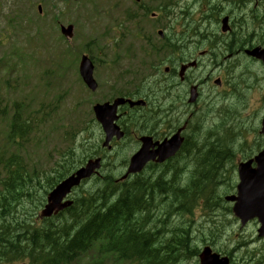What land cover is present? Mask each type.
<instances>
[{"label": "rangeland", "instance_id": "rangeland-1", "mask_svg": "<svg viewBox=\"0 0 264 264\" xmlns=\"http://www.w3.org/2000/svg\"><path fill=\"white\" fill-rule=\"evenodd\" d=\"M142 1L151 10H148L147 17H138L135 21L129 18L137 9L134 0L122 9L118 4L117 14L113 10L116 0H0V157L5 159L16 154L25 166L31 195L22 199L17 215L26 221L28 229H38L45 223V219L40 218V212L47 203L49 180L62 172L61 167L66 161L74 162L76 170L94 157H105L106 152L102 153L100 148L104 136L95 119L93 107L124 93L134 96L138 88L148 86L149 90L152 83L157 84L163 68L155 69L160 66L164 55L160 50L156 54L152 49H159L163 44L158 36L159 31L166 33L165 30L169 28L167 33H175L179 39L186 36L191 15L186 13L177 17V7L176 14L167 18L163 10L167 0ZM175 3L186 11L190 10L192 4L188 0H175ZM38 6H42V13H39ZM109 10H113L114 16L117 15L113 23L105 20ZM156 11H161L162 16L152 20L150 16ZM214 15L208 27L204 29L202 25L204 35L200 40L203 41L193 45L196 48V52L192 51L193 58L199 60L202 57L201 70L195 75L211 69L208 66L220 63V73L227 70L228 73L231 71L248 78L243 80L244 86L236 93L234 101L238 105L231 104L230 110L223 108L230 111L225 116L219 114L222 110H218L204 122L207 130L219 135L215 145L220 143L224 152L231 150V157L226 161L219 179L218 193L226 197L236 194L238 164L249 156L257 155L264 146V136L259 133L261 117H264V108L259 101L264 92V81L257 83L254 79L261 66L245 56L232 58L231 53L227 52L228 48H225L230 41L240 37L245 40L246 46L253 44L249 39V35L256 30V21L253 22L250 17L252 14L247 16L250 30L244 27V33L240 35V27L236 25L233 34H223L221 21L226 14L217 12ZM70 25L74 26L71 40L61 33L63 26ZM142 26L147 36L141 32ZM205 32L207 37L211 35L221 40L222 44L216 48L220 56L215 51H208L215 49V46L204 41ZM83 55L89 56L95 64L94 76L100 84V91L95 93L86 87L79 74ZM213 93L215 90L209 85L204 87V97ZM200 110L203 112L204 108ZM15 115L22 124L27 122L30 125L23 139L12 143L8 140L9 121ZM157 115V112L151 113L149 109L144 113L142 123L155 122L151 118ZM138 119L141 120L140 114ZM128 122L131 120L128 119ZM215 124L218 126L215 127ZM127 127L129 131L132 129V125ZM123 146L119 144L115 147L116 154H106L107 166L101 171V176L110 173L119 177L125 174L123 158L128 159L135 149L131 146L125 150ZM71 149L75 153L72 151L70 154ZM218 152L220 148L217 147ZM91 154L92 157L85 158ZM82 160L85 161L82 163ZM176 166L174 164L170 168ZM3 177L5 173L1 166L0 181ZM182 178L186 183L189 175L184 174ZM95 185L92 179L83 187L94 192ZM78 195L80 190H76L71 198ZM223 207L210 212L200 205L193 216L176 217L172 221L182 223L190 230L189 243L196 252L208 245L215 252L230 256L233 264H264V240L257 237L258 222L253 221L241 228L239 220L232 213V204L225 203ZM18 222L21 224L20 219ZM26 227L18 225L17 229ZM18 233L21 235L24 231L16 232L15 236ZM22 236L20 239L23 241ZM170 237L166 232L164 239ZM72 264L137 263L117 261L113 255L103 253L100 245H96L93 251L80 256ZM178 264H199L198 255L189 256Z\"/></svg>", "mask_w": 264, "mask_h": 264}, {"label": "trees", "instance_id": "trees-1", "mask_svg": "<svg viewBox=\"0 0 264 264\" xmlns=\"http://www.w3.org/2000/svg\"><path fill=\"white\" fill-rule=\"evenodd\" d=\"M29 125L22 124L16 115L12 117L8 140L16 143L23 139ZM184 150L192 164L186 183L177 167L152 170L126 181L108 173L95 178L94 192L81 188L71 208L46 219L38 229H28L26 221L17 215L22 199L31 195L23 162L16 154L0 157L5 173L0 181V264H72L96 245L103 253L138 264H178L194 256L190 230L172 219L193 216L200 205L210 212L224 208V198L218 193L219 179L231 154L208 138L187 144ZM76 167L66 161L62 172L49 180L50 190ZM18 225L26 228L18 230ZM21 231L25 235L15 236ZM166 232L169 237L171 234L169 239H164Z\"/></svg>", "mask_w": 264, "mask_h": 264}, {"label": "flooded vegetation", "instance_id": "flooded-vegetation-1", "mask_svg": "<svg viewBox=\"0 0 264 264\" xmlns=\"http://www.w3.org/2000/svg\"><path fill=\"white\" fill-rule=\"evenodd\" d=\"M166 2V6L170 15L174 16L176 14L174 8L175 6L170 3V0H167ZM198 5L200 6L199 8L195 10L191 9L192 19L189 23L191 25L190 30H195L197 25H203L204 28L205 26L208 27L213 18H215L214 14L221 12L222 14H226L222 18V21L225 18H229V23L231 25V31L229 33H223L221 27L222 33L228 35L233 34L236 25L240 27V31L238 32L240 35L241 33H244V27H247V29L250 30V27H248L247 23V16L252 14L250 17H252L253 22L256 21V30L249 35V39H252L253 42V44L251 43L250 46L251 49L258 48L264 50V0H260L258 2H252L251 0H200ZM252 7L254 8L253 10ZM144 10L145 9L143 5H141L140 8L137 9V13L139 14ZM248 10L252 11L249 12ZM134 15L136 16L137 14ZM166 16L167 15L165 14V17ZM177 17H182V13L178 12ZM233 17L235 18L236 23ZM141 29L142 27L140 30ZM166 31H169V28ZM141 32L144 33V30H141ZM194 34H196V32H194ZM198 38L199 36L196 35L194 36V39L191 40H177L173 42H169L164 39L162 40L163 44L162 46H159V49H152L153 51H156V54H159L160 50L161 54L164 55V58L161 59V64L159 67L163 68L162 75L165 77L164 79L162 76H160L157 84L155 83V91L150 94V98L153 100L156 106L151 103L149 104L148 101V105L146 107L156 108L161 118L159 123H149L147 125L146 131H144V135L151 137L154 142H162L163 140L176 134L181 128L180 124L182 119H184L183 125L185 124L188 127V122H191L195 116L199 115L201 108H210L212 110V114H214L215 111L218 112L217 108H224V103H234V99H236V93H238V90L244 86L243 80L248 79L243 77V75H235V73L231 71L228 73L227 70H224L223 73H220L222 65L220 63H215L212 66H208L207 68L210 67L211 69L208 71L202 70V73L195 75L196 72L201 70L202 65V57L199 60H196L193 58L192 53V51L196 52V48H193V45L199 42ZM240 38H235L234 40L230 41L227 46H225L226 49L232 48L231 51L227 49V52L231 53L230 56L232 58L245 56L244 49L246 46H241L245 43V41ZM205 42H207L210 46H215V49L210 48L208 50L211 53L214 51L217 52L216 50L222 44L221 40L214 39L211 37V35L210 37H207L206 32ZM217 56H220L218 52ZM158 58L160 59V57ZM248 60L262 67L257 74L258 78L256 77L254 79L257 80V83L264 81L263 61L261 59L252 57H249ZM192 62H196V65L190 66L186 70L183 77H181L180 70L182 67ZM216 82L220 83L215 84ZM205 85L212 86L211 88L215 90L214 97L211 95H207L206 97L203 96ZM195 86L198 87L199 96L196 103L192 104L189 102V98L191 91ZM242 90L245 89L243 88ZM121 97L133 99V96H129L128 93H124ZM259 101L262 103L264 108V92L259 97ZM120 108L131 107L129 105H125L121 106ZM182 108H185V110H182ZM207 110L208 109H206V111ZM129 112L130 111H124V114H128ZM136 139H138V137H136ZM136 142L139 146L140 142Z\"/></svg>", "mask_w": 264, "mask_h": 264}, {"label": "water", "instance_id": "water-1", "mask_svg": "<svg viewBox=\"0 0 264 264\" xmlns=\"http://www.w3.org/2000/svg\"><path fill=\"white\" fill-rule=\"evenodd\" d=\"M41 10V8H40ZM73 28L63 30L64 33L71 35ZM226 31V30H225ZM249 55L262 59L264 61V51L253 50L248 52ZM94 67L92 63L85 57L82 60L80 72L86 84L96 90L97 85L93 79ZM123 100H118L114 105L105 104L96 106L94 111L98 121L102 124L106 134L107 146L113 137L120 139L123 134L114 125L117 120V107L123 104ZM264 133V123H263ZM143 146L140 151L133 156L130 162L128 174H136L143 170L145 165L150 161L164 162L173 157L180 149L183 139L177 134L170 140L164 141L162 144H156L157 150L151 151L156 145L152 144L151 139H143ZM255 162L256 168H253ZM100 160L90 161L85 168L79 170L62 184H60L48 197V205L43 211V216L50 217L58 213L70 203H63L71 190L79 186L81 181L90 178L97 169L100 168ZM126 176V177H127ZM240 184L238 186L237 196L227 197L226 200L235 202L233 212L237 218L245 226L250 220L259 219L262 227L259 230L260 237H264V151L261 152L254 160L242 163L239 166ZM201 264H230L228 258H221L217 254H213L210 248H206L201 255Z\"/></svg>", "mask_w": 264, "mask_h": 264}, {"label": "bare ground", "instance_id": "bare-ground-1", "mask_svg": "<svg viewBox=\"0 0 264 264\" xmlns=\"http://www.w3.org/2000/svg\"><path fill=\"white\" fill-rule=\"evenodd\" d=\"M249 11V10H248ZM23 63V62H22ZM164 100H165V98H164ZM198 153V152H197ZM163 178V177H162ZM44 241V240H43ZM107 249V248H106ZM60 253V252H59ZM10 257V256H9Z\"/></svg>", "mask_w": 264, "mask_h": 264}]
</instances>
